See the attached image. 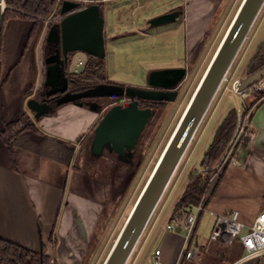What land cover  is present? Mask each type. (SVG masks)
<instances>
[{
	"label": "crops",
	"instance_id": "1",
	"mask_svg": "<svg viewBox=\"0 0 264 264\" xmlns=\"http://www.w3.org/2000/svg\"><path fill=\"white\" fill-rule=\"evenodd\" d=\"M242 1L183 0L182 6L173 9L168 14H158L155 17L172 15L174 16L172 21L160 24H155L153 21L150 22L151 25L158 26L173 23L177 17H180L185 36V64L189 63L190 58L199 51L200 58L195 74L199 75L203 69L190 98L180 111L181 114L173 127L172 133L176 129L177 123L183 114L182 112L190 102L200 79L217 53L227 30L234 21V16ZM152 2L153 0H104L97 2L102 4L100 8H103L101 15L105 23L104 39L105 34H107L108 43L112 46L111 50L118 49V45L121 44L123 39H125L127 44L131 37L139 38L140 42H143V39L159 36L161 31L155 32V30H152L148 22L151 14L148 8ZM110 3H112V6L108 7L107 5ZM250 32L252 33V39L249 43L250 49L255 38H260V43L256 45V48L264 44V7L257 16ZM140 42H135L136 46L133 51H139L140 57L144 59V55L139 50V45H137ZM115 45L116 47L114 48ZM37 54L38 56L41 55L40 50H38ZM72 55L70 57V65L75 60H77L75 61L76 63L82 60L83 64L84 61L86 64V59H81L77 52ZM175 68L179 67L171 66L160 70ZM70 71L72 73H80L83 68L79 72ZM152 73L154 72L148 73L147 81ZM132 87L145 89L149 87V83ZM2 92L3 90L0 95ZM16 95L14 96L16 97ZM252 96L250 95L244 105V108H248L249 105L254 103L249 110V114L242 117V111H240L239 119L242 117L248 129L255 132L253 144L247 150L238 147L233 157L240 162V165L226 164L221 175L212 182L209 188L213 190V194L205 202L204 210L198 216V222L189 242L190 247L194 246L196 242L206 243V239L209 237L214 225V215H225L231 211H238L241 221L245 224H251L264 208V99H257L255 95ZM116 102L112 105L108 104L100 112L95 110L98 105L94 104L91 105V108H84L75 102L63 103L55 109L53 114L49 115L47 113L36 119L38 126L46 132L44 135L51 141L56 144L57 141H62L74 147L68 161L70 163L67 165L46 156L43 150L38 151L34 147L21 146L22 148H19V152L14 151L13 157H11L8 150L2 146L3 143H0V239L14 243L26 250L45 254L56 264L85 263L89 256V241L98 230L108 229V225L111 224L110 215L113 210L106 209L96 199L95 193L99 192L97 189L99 182H95L94 178L98 168H95L91 173H84V171L81 172L80 167L92 166V164L100 160L99 158H101L102 154L107 153V156L119 161V169H123L124 164L128 165L130 163L127 160L131 161L132 154L146 127L143 128L144 130L135 143L136 145L125 156L122 157L119 154H115L110 146H104L101 153L96 154L92 146L95 128L100 124L108 109L115 106ZM161 103L159 104H165V102ZM124 106H127V103ZM229 111L227 110V113ZM152 118L153 114L149 121ZM172 133L170 136L173 135ZM204 154L200 157L199 164ZM80 161L81 163L78 165ZM156 165L157 162L140 187L137 196L133 199L131 207L129 206L126 209V215L123 216V222L119 226L117 236L109 248L108 254L119 237L122 227L131 214L135 202L142 193ZM25 168L33 173H27V170H23ZM27 174H31L32 177ZM59 179L62 181L58 185L57 181ZM187 182L188 180L178 194L172 198V201H166L162 208H158L162 199L158 203L141 235L142 237L135 247V250L137 248L136 253L134 250L132 254V256L135 255L133 264H152L156 251H160L161 264H219L217 259L223 255L225 256L221 251L222 246L218 243H213L209 248V252L201 253L196 260L180 259L182 248L186 244L187 235L181 228L184 217L175 216L173 211L184 193ZM111 184L116 183L112 182ZM201 224L203 231L198 235L197 230ZM168 225H172L173 229L168 230ZM204 258L207 259L202 263L201 260H204ZM236 261L230 264H235ZM245 262L249 264H264V257ZM245 262H242V264Z\"/></svg>",
	"mask_w": 264,
	"mask_h": 264
},
{
	"label": "rangeland",
	"instance_id": "2",
	"mask_svg": "<svg viewBox=\"0 0 264 264\" xmlns=\"http://www.w3.org/2000/svg\"><path fill=\"white\" fill-rule=\"evenodd\" d=\"M59 2L62 3L61 1ZM182 2L183 0H153L151 6L148 8V11L151 13L148 22L150 23L157 19L155 17L158 16V14H168L173 9L182 6ZM107 6H112V3L108 4ZM102 13L103 8H101V14ZM152 17L153 19H151ZM150 26L152 30H155V32L161 31L159 36L143 39V42H140L139 38L131 37L127 44L125 39H123L121 44L118 45L119 48L114 49L116 47L115 45L113 48L114 50H111L112 46L108 43L109 38L107 34H105V58H95L85 53L77 52V55H79L81 59H86V63L92 62L93 64H98L101 61V63L104 64V69L106 70L107 80L113 85L118 84L124 88L128 85V87H130V85H145V83L148 82L147 77L149 72L167 69L171 66L179 68L183 67L186 69L185 78L176 90V100L174 102H165L164 105H161L160 108H158L155 117L148 121L146 127L144 128L145 130L139 139V142L137 143L138 145L132 154L131 161L126 159L130 162L128 165L124 164V168L119 169V161L114 160L113 158L107 156V153H104L102 154L101 158H99L100 160H97L98 162L92 164V166L87 165L86 168L85 166L80 167L81 172L84 171V173H91L95 168H98V172L94 178L95 182H99V187L97 188L99 192L95 193L96 199L106 209L113 210L110 215L111 224L108 225V229H103L102 231L98 230L95 236L89 241V256L84 264H103L105 257L108 254V250L117 236L119 226L123 222V216L126 215V209L129 206L131 207L133 199L137 196L138 192L140 191V187L147 179L148 174L155 163L157 162L158 164L160 160L159 158L168 144L170 139L169 136L172 133L173 127L175 126L176 121L181 114L180 111L183 105H185V103L190 98L192 90L198 83L200 77L199 75H201L203 72L202 69L199 75L195 74V71L198 67L197 63L200 58L199 51L198 53H195L192 58H190V64H185V36L183 32V23L180 20V17H177L173 23H167L158 26H153L150 23ZM251 39L252 33L250 32L249 37H247V40L240 48L236 59L232 63V67L223 79V82L216 93L215 98L207 110L206 116L192 138L189 148L182 157L183 159L178 165V168L174 173L175 175L172 178L170 184L166 188L167 190L165 191L158 208H162L166 201H172V198L178 194L182 186L187 180H189L194 171H203L198 161L200 160L202 154L208 149L213 135L218 129V125L221 123L223 117L226 115L227 110H233L236 113L234 114L236 117L235 121L238 125L240 111H242L243 114L245 102L248 101L250 95H254L253 93H250L241 96L235 91V87L237 88L236 84H239L238 82L241 79L247 78L246 75L249 66L248 63L256 52V45L260 43V38H255L253 41L254 43L251 46V49L253 50H251L249 48ZM136 41L140 42L137 43V45H139V50H141V53L144 55V59L140 57L139 51H133L136 46ZM18 53L16 52L15 55L8 57H5V53L1 55V80H3L5 76H8L9 79L7 81V85L0 89V92L2 90L4 92H2L0 95V130L4 127V125L9 124V122L17 121L21 115L31 114L30 108L28 106L29 99H27V97L36 98L35 90L38 83L41 84V81H38V69L40 63V56L37 54L38 51L29 50L28 53L30 54L28 55L27 53L22 58L19 57ZM72 54L73 53L71 52L69 53L70 57H72ZM75 61L70 65V70L79 72L82 70L85 61L84 64L82 60L80 62L78 61V63ZM16 94L18 95V99L13 98ZM121 98L99 97L84 98L81 100L93 101L92 104L99 106L101 104L112 105L115 103V101H118ZM184 111L182 112L183 114L185 113ZM183 114L181 115L180 119L182 118ZM30 120H32V123L34 124L33 132H39L38 135L46 134V132H44L38 126L35 117H30ZM0 143H2L1 138ZM15 147L14 151L19 152V148L21 146L17 144ZM235 152L236 151H233L232 155ZM100 161H102V164ZM80 163L81 161L78 165H80ZM222 165L223 156L219 163L214 167V169L217 171L211 180L210 186L212 185V182H214L215 179L221 175L226 164H224V166ZM23 170L27 169L25 168ZM29 171L27 170L26 172L33 173L32 171ZM27 175L32 177L31 174ZM61 181L62 180L59 179L57 184L59 185ZM112 182L116 184H111ZM202 231L203 227L201 224L197 230V234L200 235ZM208 238L209 237H207L206 241H208ZM221 251L223 252L222 254H225V256L223 255L217 259L219 264H230L237 259H240L245 254L238 240H235L228 248L221 247ZM134 256L135 255L129 259L127 264H133L135 258ZM206 259L207 258H204V260H201V262L204 263ZM50 264L56 263L51 261ZM244 264L249 263L245 262Z\"/></svg>",
	"mask_w": 264,
	"mask_h": 264
},
{
	"label": "water",
	"instance_id": "3",
	"mask_svg": "<svg viewBox=\"0 0 264 264\" xmlns=\"http://www.w3.org/2000/svg\"><path fill=\"white\" fill-rule=\"evenodd\" d=\"M263 7L264 0H243L241 2V6L234 16V21L220 43L217 53L209 63L208 69L200 79L184 115L179 120L176 130L168 141L158 164L153 169L152 175L135 202L131 214L103 264H127L131 258L150 221L149 219L174 177L182 157L189 148L192 138L206 116L223 79L232 67V63L249 36L250 29ZM74 8L75 4L71 1L66 0L62 3L61 15H65V17L58 24L52 26L48 36V40L60 43V51L63 55V60L56 56L53 61H46V64L54 63L47 68L48 72L44 82L45 86L52 89L59 87L63 79L62 66L67 61L69 52H81L95 58H104L106 55L105 23L99 5H90L78 12H73ZM4 10V0H0V53ZM173 19L174 16L172 15H163L155 19L153 23H166ZM185 75L186 70L184 68L160 70L151 74L148 80V88L101 85L82 93L66 94L61 103L99 97L121 98L125 96L129 99L127 106L115 104L105 113L100 124L95 128L92 145L96 154H100L104 146H110L115 154L123 157L136 145L135 143L144 130L143 128L153 114L151 108H141V102L175 101L177 87L182 83ZM263 78L264 67L251 76L241 79L237 89L239 92L246 91ZM63 84L65 86L62 92L68 86L66 79L63 80ZM28 102L29 108L35 112L34 117L36 119L50 111L46 103H38L34 100Z\"/></svg>",
	"mask_w": 264,
	"mask_h": 264
},
{
	"label": "trees",
	"instance_id": "4",
	"mask_svg": "<svg viewBox=\"0 0 264 264\" xmlns=\"http://www.w3.org/2000/svg\"><path fill=\"white\" fill-rule=\"evenodd\" d=\"M4 3L6 7L4 10L5 13L3 16L2 26L6 23V21H16L21 25L23 23H32L34 27H32L30 33L35 30L38 17L55 18L61 15V3L59 0H4ZM98 5L99 7L102 6V4ZM20 26H18V29ZM10 47L12 50H14V47L16 48L15 39L10 40ZM256 49L255 54L248 63L249 66L246 77L251 76L264 67V44L259 45ZM43 51L44 58L48 57L47 46L44 47ZM70 60H68L64 69L68 92H84V90L94 89L101 85L114 86L107 80L106 70L104 69V64L101 63V61L98 64L87 62L83 67L82 72L70 73L68 70ZM8 79L9 78L7 76V78L5 77L1 80L0 72V89L7 84ZM41 86L42 88H46L43 83ZM253 94L257 99H264L260 93ZM75 103L80 104L84 108H91L93 101L80 100ZM161 104L158 103L150 107L153 117L157 114L156 112L158 111V108H160ZM253 104L254 103H252V105L248 108H244L242 117L248 115ZM61 105L62 103H54L48 114H53L55 109ZM107 106L108 104H101L97 106L95 110L100 112V110ZM234 114L236 113L233 110H230L223 118L222 122L218 126V129L215 131L211 143L203 155L202 161L200 162V166L203 171H194L190 176L184 188V193L180 197L173 211L175 216L179 215L182 218L185 214L192 212L201 201L204 200L205 203L212 196L213 190H210L209 187L211 180L217 171L214 167L221 160L223 153L231 143L230 141L235 135L238 127ZM32 122L33 121L30 120L28 115L24 114L20 116L17 121L9 122V124L4 125V127L0 130V138L3 146L8 150L9 155L13 157L14 147L19 144L23 147L37 148L38 151L43 150L46 156L59 161V163L66 165L69 164L70 162L68 161L72 155L74 147L69 146L62 141H57L56 144L45 135H38L39 132H33L34 124ZM50 262V257L45 254H38L30 250H26L14 243L0 239V264H50Z\"/></svg>",
	"mask_w": 264,
	"mask_h": 264
},
{
	"label": "built area",
	"instance_id": "5",
	"mask_svg": "<svg viewBox=\"0 0 264 264\" xmlns=\"http://www.w3.org/2000/svg\"><path fill=\"white\" fill-rule=\"evenodd\" d=\"M65 1L66 0H59ZM75 4L73 12L82 11L84 8L90 5H97V2H102L104 0H67ZM6 7V5H5ZM65 15H61L57 18H51L46 20L47 23L53 20H61ZM239 83V82H238ZM238 86V84H236ZM236 93L243 96L244 94L260 93L264 98V78L252 85L248 90L239 92L235 87ZM129 103V99L125 96L116 102L124 106ZM241 117V115H240ZM255 138V132L250 131L246 126L243 118L239 119L237 131L230 141L229 148L223 155V165L230 163L236 166L240 165V162L233 157L232 152L241 147L243 149H248L252 144ZM204 200L199 203L198 206L194 208L192 212L185 214L183 224L181 228L185 232L186 244L182 248L181 258H184L188 261L196 260V258L201 253H208L211 244L218 243L222 247H230L235 240H238L244 249L245 254L241 259L236 261L235 264H242V262L257 260L264 257V208L256 216V219L251 224H245L239 218L238 211H231L225 215H214L215 221L212 230L210 231V236L206 243L202 244L201 242H196L194 246L190 247L189 242L192 239L195 226L198 222L199 214L204 210ZM168 230H172L173 226L168 225ZM152 264H161L160 261V251L155 252V257Z\"/></svg>",
	"mask_w": 264,
	"mask_h": 264
},
{
	"label": "flooded vegetation",
	"instance_id": "6",
	"mask_svg": "<svg viewBox=\"0 0 264 264\" xmlns=\"http://www.w3.org/2000/svg\"><path fill=\"white\" fill-rule=\"evenodd\" d=\"M61 6H62V3H61ZM55 18H57V17H55ZM50 19H51V17H48V18L38 17L36 25H35V30H33L32 33H30L32 30V27H34L32 23H28V24L23 23L21 25V24H18V22H16V21L15 22L14 21L13 22L6 21V23L3 25L4 27L2 29V36H1L2 47H1L0 57L4 53L6 54L5 57H8V56L15 55L16 52L17 53L20 52L18 54H19V57L22 58V57H24V55H26L29 52V50H32V51L33 50H37V51L40 50V52H41L40 56L41 57H39L40 63H39V69H38V71H39V75H38L39 80L38 81H41V84L43 83V85H44V82H45V79L47 76V72H48L47 68H49L50 66H52L54 64V63L53 64H46V61L47 60L53 61L56 56H58L60 60H63V55H61V51H60V43H56L53 40L52 41L48 40V36H49L50 30L52 29V26L54 24H58L60 20H53V21L47 23L46 20H50ZM2 24H3V22H2ZM18 26H20L19 29H18ZM43 34H44V36L42 37ZM11 39H15V42H16V48L14 47V50H12L10 47V40ZM45 46H47V50H48V57H46V58H44V56H43V52H44L43 49ZM69 53H68L67 61H65L63 66H62L63 79L60 82L59 87L52 89L51 87L46 86V88H42L41 84H39V87L36 88V90H35L36 98L35 97H31V98L27 97V99L34 100L38 103H46L49 106L50 111H51L54 103H61L66 94H76V93L68 92V86H67V89H65L62 92V90L64 89V86H65L63 84V80L66 79L64 69L68 63V60H70ZM29 54L30 53H28V55ZM69 66H70V64H69ZM69 66H68V70H69ZM1 68H2V62H1V58H0V72L2 73ZM69 72L72 73L70 70H69ZM5 77L7 78V76H5ZM146 88H148V87H146ZM79 93H81V92H79ZM15 98L18 99V96H16ZM77 101H80V100H77ZM74 102H76V101H74ZM155 104H158V103L152 102V101H145V102H141L140 107L143 109H146V107L150 108V107L154 106ZM30 111H31L30 112L31 114H29L28 117L34 118L35 112L32 111L31 109H30Z\"/></svg>",
	"mask_w": 264,
	"mask_h": 264
},
{
	"label": "bare ground",
	"instance_id": "7",
	"mask_svg": "<svg viewBox=\"0 0 264 264\" xmlns=\"http://www.w3.org/2000/svg\"><path fill=\"white\" fill-rule=\"evenodd\" d=\"M183 115H184V114H183ZM171 137H172V136H171ZM171 137H170V138H171ZM167 145H168V144H167ZM165 148H166V147H165ZM164 150H165V149H164ZM163 152H164V151H163ZM163 152H162V153H163ZM161 156H162V155H161ZM159 159H160V158H159Z\"/></svg>",
	"mask_w": 264,
	"mask_h": 264
}]
</instances>
